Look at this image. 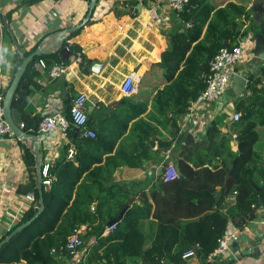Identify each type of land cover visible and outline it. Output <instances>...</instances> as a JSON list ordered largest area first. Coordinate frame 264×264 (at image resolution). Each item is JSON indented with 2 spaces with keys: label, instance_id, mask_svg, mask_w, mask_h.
I'll return each instance as SVG.
<instances>
[{
  "label": "crops",
  "instance_id": "crops-1",
  "mask_svg": "<svg viewBox=\"0 0 264 264\" xmlns=\"http://www.w3.org/2000/svg\"><path fill=\"white\" fill-rule=\"evenodd\" d=\"M208 1L215 10L233 2L244 6L250 12L249 19H245L244 15L236 19L240 34L230 41L231 46L239 44L242 47V58L233 66L227 88L218 99L193 106L192 109L190 101L187 111L177 117L179 132L184 135L191 132L195 137L193 142L178 145L173 141L166 146L154 139L148 141V147L138 146V133L130 129L136 120L134 119L128 123L123 135L117 138L110 153L112 155L116 148H122L128 153L129 163L123 164L116 159L115 162L119 165L114 167L113 161L105 162L108 154H104L100 163L92 165L91 168L101 167L99 172L104 189L116 183L128 192L127 208L132 204L142 205L144 195L152 202L149 195L151 188L169 162L177 171L178 160L192 155L194 161L205 162L203 166L210 169L214 165L228 166L230 158L227 148L218 145V153H215L208 144L195 147L197 142L204 139L212 122L216 123L221 133L216 140L225 135L229 140V150L235 153L238 149L239 124L244 123L245 116L250 112L251 119L257 122V139L253 148L260 157L258 165L264 167V123H260L264 115V2L260 7H254L253 0ZM0 6L3 21L6 20L13 30L25 55L33 51L45 35L79 24L88 11V1L85 0H1ZM152 6H158V12L163 16L161 24H154L150 20L149 9ZM7 12L9 17L5 14ZM90 18L93 20L90 24L81 26L75 36L68 38L82 52L81 63L72 61L73 54L66 58L64 51L43 54L38 58H43L48 66L54 62H65L68 65L65 73L51 78L47 68L33 66L38 59L35 58L25 75L23 73L18 85L20 89L28 88L29 91L24 107L15 108L25 124L23 129L32 133L40 132L41 159H49L52 165L66 156L70 148L76 149L77 144L83 140L79 134L75 136L77 132L72 126L65 135L59 129L50 132L38 131L40 120L51 113H61L68 117L67 110L72 98L83 92L87 96V128L93 130L95 136H100L98 138H115L114 127L120 111L133 102L146 104V110L140 118L150 122L148 113L151 111L152 99L157 90L166 84L164 70L159 65L162 52L168 48L171 34L176 31L183 32L189 27L188 21L176 14L165 0H97ZM5 29L9 37L8 55L2 67L3 73L1 69L0 73L9 85L17 70L15 66L18 62L20 64L21 58L19 53L18 56L15 53L12 37L6 27ZM204 31L205 27L201 37ZM64 45L65 41L61 44V49ZM127 75H131L135 83V91L130 96H124L120 90V84ZM234 113H239V120H233ZM33 126L35 129H32ZM159 137V140L169 138L165 130H162ZM24 146L32 149L29 142L20 140L14 134L0 137V238L19 223L24 213L36 201L29 202L25 198L32 191H24L29 179L23 160ZM184 147L188 149L183 150ZM230 172L231 167L227 168V175ZM249 180L253 182L252 186L256 190L263 184L257 172ZM219 188L217 187L215 194L216 200L222 194ZM231 191L219 201L222 211L235 201V197L229 198L236 191L235 187ZM120 193L119 191V194H115V198L111 195L109 201L120 199ZM96 202L95 198L94 206ZM254 214L241 228L229 222L227 233H235L236 239L229 243L227 250L214 256L211 262H207L196 252L194 256L184 259L182 264H264V200H258ZM82 225H85L84 231L80 230ZM140 227L145 235L144 248H147L155 236L156 220L150 214L142 217ZM76 231L84 235L87 225L81 224ZM233 241L237 242V252H241L239 256L231 246ZM89 245L84 243L80 258H72L66 251L52 250L54 264H83ZM128 264H147V261L144 263L141 258L129 261Z\"/></svg>",
  "mask_w": 264,
  "mask_h": 264
},
{
  "label": "trees",
  "instance_id": "trees-1",
  "mask_svg": "<svg viewBox=\"0 0 264 264\" xmlns=\"http://www.w3.org/2000/svg\"><path fill=\"white\" fill-rule=\"evenodd\" d=\"M5 14L9 17L8 12ZM242 15L249 19L250 12L233 2L216 10L208 0H190L184 6L180 16L188 21L189 27L183 32L171 34L169 46L162 52L159 65L164 70L166 84L157 90L152 99L148 113L150 122L140 118L146 104L133 102L120 111L114 127V139L79 137L83 142L77 144L74 155L68 158L66 154L52 165L51 184L47 191H42L43 209L40 214L21 231L9 236L17 225L36 212L35 202L32 203L19 223L0 238L1 242L7 237L0 247V262L54 264L52 250L65 252L66 239L81 224H86L87 231L81 237L85 244L90 245L83 264H128L141 258L147 264H182V254L187 249L198 244L200 248L197 253L206 259L215 249L217 239L227 233L229 222L241 228L254 217L258 200H264V167L258 165L260 157L253 148L257 139V122L251 119L250 112L245 116L244 123L239 124L238 149L235 153L229 150V140L225 135L216 140L221 133L214 122L207 128L204 139L195 144V147L208 144L215 153H218V145L227 148L230 158L228 166L214 165L210 169L203 166L205 162L194 161L192 155L179 159L178 177L166 181L163 175L158 176L149 193L152 202L144 195L142 205L132 204L127 208L122 219L116 223V228L107 235L102 232L108 221L115 218L127 204L128 192L116 183L105 190L99 172L101 167L91 168L101 162L104 154H108L105 162L113 161L114 167L119 165L116 159L123 164L129 163L128 153L122 148H116L112 155L110 153L117 138L123 135L128 123L134 119L130 129L138 133V146L148 147V141L154 139L166 146L173 141L180 145L184 133L179 132L177 117L187 111L190 101L204 89V76L210 66L208 56H213L223 46L230 47V41L240 34L236 19ZM92 21L90 18L84 25ZM80 29L69 34L67 39L75 36ZM77 50V45H69L70 54ZM15 53L18 56V52ZM31 64L32 61L28 63L24 75ZM18 66L19 62L15 70ZM28 94V88L20 89L18 86L11 107L22 109ZM167 112L170 114L167 115ZM260 123H264V115ZM162 130L167 131L169 138L159 140ZM186 149L188 147L183 148ZM23 160L29 173L24 191H33L37 199L36 162L30 147L24 146ZM229 167L231 172L227 175ZM255 172L260 174L263 182L259 190L249 180L253 179ZM217 187L222 192L218 200L215 198ZM233 187L236 189L235 201L222 211L219 201L232 192ZM119 191L120 199L109 201L111 195L115 198ZM95 198L97 202L95 209H92ZM149 214L156 220V232L150 246L144 248L145 235L140 227V219Z\"/></svg>",
  "mask_w": 264,
  "mask_h": 264
},
{
  "label": "built area",
  "instance_id": "built-area-1",
  "mask_svg": "<svg viewBox=\"0 0 264 264\" xmlns=\"http://www.w3.org/2000/svg\"><path fill=\"white\" fill-rule=\"evenodd\" d=\"M1 1V0H0ZM82 1V0H81ZM190 0H165L167 5L173 9L176 14H180L182 12L184 6ZM149 18L154 24H161L163 22V16L158 12V6H152L149 9ZM4 29V21L2 18L1 6H0V57H1V47H2V34ZM65 52L69 53V56L72 55V61L79 64L82 62V52L77 50L70 54L69 45L71 44L69 39L65 40ZM243 50L239 44L226 47L223 46L219 48V50L211 56V60L209 62V72L204 76L205 77V87L198 94V96L192 100V104L190 109L193 106L200 105L205 102H212L218 99L226 90L227 85L229 83L230 77L233 73V66L242 58ZM33 66L35 68L48 69V74L51 78H57L65 73L67 70V64L65 62H54L50 66L47 65L43 58H38ZM8 87V83L4 81L3 76L0 73V137L3 136H11L13 135L8 123L4 119L3 112V103H4V95L5 91ZM121 93L124 96H130L135 91V83L133 81V77L131 75H127L122 83L120 84ZM86 101L87 96L83 92L77 93L71 100L68 106V117L61 113H51L44 116L39 124L38 131L41 132H50L55 129H59L62 134H66L69 127H73L76 132L82 138L95 137V132L89 128H87V111H86ZM239 113L233 114V120H239ZM21 128L24 127L23 123L19 125ZM74 154L73 148H70L67 152V157L71 158ZM52 167L51 161L42 160L41 163V186L42 191H47L51 184V173L50 169ZM163 178L166 181L172 180L178 177V172L175 170L173 164L171 162L167 163L164 166L163 170ZM236 195V191L229 197L230 199H234ZM25 198L29 202H34L36 200L35 193L32 191L26 194ZM116 228V223L111 225H106L102 234L107 235L112 232ZM80 230H85V225L80 227ZM81 232L76 231L71 234L64 245V249L72 258H80L84 241L81 237ZM236 239L235 233H224L221 237L217 239V245L215 249L207 255L206 260L211 262L213 260V256H217L223 253L225 250L229 248V243L232 240ZM199 245L187 249L183 252L182 258L187 259L194 256L199 249ZM0 264H5L0 262Z\"/></svg>",
  "mask_w": 264,
  "mask_h": 264
},
{
  "label": "water",
  "instance_id": "water-1",
  "mask_svg": "<svg viewBox=\"0 0 264 264\" xmlns=\"http://www.w3.org/2000/svg\"><path fill=\"white\" fill-rule=\"evenodd\" d=\"M85 1H88V11H87L84 19L79 24H75L73 26L63 28L61 30L52 32L48 35H45L43 38H41L39 40L35 49L33 51H31L28 55L24 54V52H23L22 48L20 47V45L18 44V42L14 36L13 30L11 29L9 24L6 22V20L4 22V26L9 31V33L12 37L13 43L15 45V49L19 53L20 58H21L20 64H19L16 72L13 75L12 80L10 81V83H9V85L5 91L4 103H3L4 104L3 105L4 119L8 123L12 133L16 137H18L20 140H22L24 142H29V145L33 149V154H34L35 162H36L35 179L37 181V188H38V198L35 201V205L37 207L36 212L28 220L17 225L10 232L9 236H13L17 232L21 231L24 227L29 225L40 214V212L43 209L42 186H41V163H42V159H41V153L39 150L40 132H37V133L28 132L19 126L20 123H22V118H21L19 112L15 108L11 107V102H12L13 96L15 94V91H16L18 85L20 84L21 77H22L28 63L31 62L35 56H39V55H43V54H50V53L58 51V50H59V52H61V51L65 52V47H63L61 49V44L65 41L66 37L69 34H71L72 32L79 29L81 26H83L87 22V20L91 17L92 11L95 7L97 0H85ZM263 2H264V0H253V6L254 7H260V6H262ZM64 54H65L64 56L66 58L69 57L68 52H65ZM210 60H211V56H208V62H210ZM32 129H35V127L33 126ZM194 139H195V137L193 136V134L191 132H187L184 135L181 144L182 145L189 144V143L193 142ZM250 183L252 185H254L251 180H250ZM127 207H128V204H126L122 208V210L119 212V214L115 218L109 220L107 225H111L113 223L119 222L122 219L123 214L126 211ZM94 208H95V206L93 205L92 209H94ZM6 239H7V237L0 242V247ZM231 246L233 247V250L236 252L235 254L237 256H239L241 254V252L240 253L237 252V242L233 241L231 243ZM144 263H146L145 260H144Z\"/></svg>",
  "mask_w": 264,
  "mask_h": 264
},
{
  "label": "rangeland",
  "instance_id": "rangeland-1",
  "mask_svg": "<svg viewBox=\"0 0 264 264\" xmlns=\"http://www.w3.org/2000/svg\"><path fill=\"white\" fill-rule=\"evenodd\" d=\"M3 38H2V53H1V61H0V69L1 72L3 73V68L5 65V60L7 58L8 52H7V45L9 44L7 42V39L9 38L7 33H6V29H4V33H3Z\"/></svg>",
  "mask_w": 264,
  "mask_h": 264
}]
</instances>
